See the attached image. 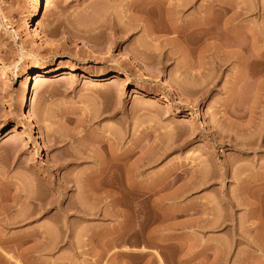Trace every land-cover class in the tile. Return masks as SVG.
<instances>
[{
    "label": "rangeland",
    "instance_id": "1",
    "mask_svg": "<svg viewBox=\"0 0 264 264\" xmlns=\"http://www.w3.org/2000/svg\"><path fill=\"white\" fill-rule=\"evenodd\" d=\"M30 7L0 0L6 264H264V0H42L48 38Z\"/></svg>",
    "mask_w": 264,
    "mask_h": 264
},
{
    "label": "bare ground",
    "instance_id": "2",
    "mask_svg": "<svg viewBox=\"0 0 264 264\" xmlns=\"http://www.w3.org/2000/svg\"><path fill=\"white\" fill-rule=\"evenodd\" d=\"M41 4H42V0H30V11H29V13H28V17H27V22L29 23L30 22V24H31V26H32V28H31V31H33V33H35V34H37V33H40V35L41 36H44L45 38H48L49 36H48V34L45 32V30L43 29V26H42V22H41V19H40V12H41ZM207 9V8H206ZM204 13V14H203ZM202 13V15H200V19L198 20V21H194L192 24H200V25H203L204 27H210L209 26V13H208V9L207 10H204V12ZM169 14V13H168ZM170 20V19H169ZM173 21V20H172ZM171 22V21H170ZM190 24V23H189ZM206 25V26H205ZM186 27V26H185ZM250 30V29H249ZM230 32H232V33H236L237 31H236V29H230ZM186 35H187V33H186ZM184 36V35H183ZM190 36V35H189ZM186 37V36H185ZM184 37V38H185ZM183 38V39H184ZM190 38V37H189ZM186 39V38H185ZM89 43H92V42H89ZM93 44V43H92ZM219 45V44H218ZM217 45V46H218ZM1 49V48H0ZM230 54H234V52H232V51H228ZM228 53V54H229ZM1 61V60H0ZM145 69H147V70H151L149 67H144ZM64 69V67H62V66H60V65H58V64H50V65H47V66H44V67H38V68H36V69H33V70H25L24 72H23V74H24V76H25V80H24V88H25V95H24V98L22 99V101H21V105L22 106H24L25 107V105L27 104V102L28 101H30V99H31V95H30V84H31V79L32 78H45V77H47V76H50V75H53V74H58V73H64L63 70ZM0 186L2 187H9L10 185L8 184V183H0ZM27 197V196H26ZM3 200V199H2ZM2 200H0V201H2ZM5 200H7V198H5ZM6 202V201H5ZM7 202H9V201H7ZM6 202V203H7ZM12 202H15V201H12ZM11 202V200H10V202L9 203H7V204H5L4 202H3V210L2 211H4V213L5 212H8L7 210L8 209H10V208H12V207H14V204ZM45 203V202H44ZM16 205V204H15ZM36 205H38V204H36ZM1 206V205H0ZM46 206V205H45ZM44 207V204L42 203V204H39V208L41 209V208H43ZM1 209V208H0ZM38 209V208H37ZM36 211V210H35ZM0 213H1V211H0ZM20 213H21V211H20ZM20 213H18L17 214V216L18 215H21ZM22 214H23V212H22ZM25 214V213H24ZM27 214H28V212H27ZM30 214V213H29ZM6 216V215H5ZM12 216V215H11ZM26 216V215H25ZM24 216V217H25ZM13 217V216H12ZM27 217H29V215L27 216ZM26 217V218H27ZM11 218V217H10ZM18 218V217H17ZM5 219V218H4ZM3 219V220H4ZM9 219V218H8ZM16 220V218L14 219V221ZM22 220H23V217H22ZM11 222V221H10ZM45 229V228H44ZM42 230V229H39V230H41L39 233H38V235L40 236L41 235V238L43 237V239L44 238H46L45 237V235H46V230ZM48 229V228H47ZM60 231V230H59ZM62 232V231H61ZM48 233H50L49 232V229H48V232H47V235H48ZM36 234V233H35ZM62 234V233H61ZM33 235V234H32ZM46 235V236H47ZM58 235H60V234H58ZM17 236L18 235H16V239L15 238H10V239H8V238H4L3 236H0V242L1 243H6V244H9V243H11V241L13 240V241H17ZM19 236H21V234L19 235ZM36 236V235H35ZM34 236V237H35ZM54 237H56V235L54 236ZM59 237V236H58ZM23 238V237H22ZM39 238V237H38ZM41 238H39V239H41ZM50 238H51V236H50ZM15 239V240H14ZM11 240V241H10ZM49 240V239H48ZM51 240V239H50ZM58 240V239H57ZM41 241V240H40ZM43 241V240H42ZM22 242V241H21ZM39 242V241H38ZM45 242H47V241H44L43 243H45ZM49 242V241H48ZM47 242V243H48ZM16 243V242H15ZM42 243V244H43ZM39 244H40V242H39ZM49 244V243H48ZM15 245V244H14ZM17 245H19V243H17ZM10 246V245H9ZM42 247V246H41ZM18 248V247H17ZM43 248V247H42ZM44 250H46V247H45V249ZM49 250V249H48ZM38 251H40V250H38ZM43 251V250H42ZM42 251H40V252H42ZM2 252V251H1ZM22 252V251H21ZM2 254H3V252H2ZM2 254L0 253V260H2L3 261V263H1V264H6L9 260H11V259H14L13 258V256L12 255H7V254H5V256H7V260L5 261L4 259H3V257H2ZM11 262H13V261H11ZM15 262H17V260H15ZM9 263H10V261H9ZM14 263V262H13Z\"/></svg>",
    "mask_w": 264,
    "mask_h": 264
}]
</instances>
